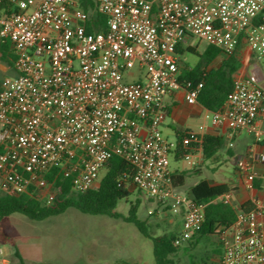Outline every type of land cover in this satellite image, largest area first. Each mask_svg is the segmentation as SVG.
I'll return each instance as SVG.
<instances>
[{
	"label": "built area",
	"instance_id": "obj_1",
	"mask_svg": "<svg viewBox=\"0 0 264 264\" xmlns=\"http://www.w3.org/2000/svg\"><path fill=\"white\" fill-rule=\"evenodd\" d=\"M91 1L88 13L82 0H0V46L14 72L0 89V193L49 203L56 180L84 192L119 157L132 167L130 186L172 213L183 210L174 241L181 245L200 230L203 206L172 182L163 100L183 86L185 102L195 104L202 82L179 83L176 48L196 38L226 56L245 45L263 58L264 0ZM134 67L141 77L126 81ZM261 117L264 87L255 73L233 78L212 112L229 139L242 130L252 138L236 160L248 186L255 163H264L253 147L262 142ZM218 243L219 264H264V202L239 212ZM0 264H9L1 244Z\"/></svg>",
	"mask_w": 264,
	"mask_h": 264
},
{
	"label": "trees",
	"instance_id": "obj_2",
	"mask_svg": "<svg viewBox=\"0 0 264 264\" xmlns=\"http://www.w3.org/2000/svg\"><path fill=\"white\" fill-rule=\"evenodd\" d=\"M81 7L84 11L91 13L92 1L82 0ZM94 20L95 28L97 25H101V17L95 16ZM6 49V45L0 46V61H7ZM237 50L238 47L232 54L226 56L213 46H206L201 53L190 46L176 48L178 56L186 52L198 58L189 69H180L178 81L181 85L188 83L191 86L202 82L197 102L211 112L221 109L227 94L233 88V74L239 67ZM221 57L223 58L216 67H209L211 63ZM197 141L198 139L194 136L177 134L173 149L174 158L184 156L192 145H198ZM221 145V139L210 136H203L200 142V148L205 157L215 152ZM103 170V177L84 192H72L66 180H56L53 185L55 197L49 203L40 202L32 195L23 194L15 197L0 193V220L12 214H19L29 220L40 221L56 216L68 208H74L83 214L119 218L121 216L114 211V208L120 199L126 198L130 193L128 187L131 183L132 167L126 160L112 157ZM172 182L175 186L177 185L174 177H172ZM226 192L225 187L210 186L204 181L191 189L193 201L203 206L204 217L200 230L186 241L191 248L197 244L198 238L201 237L214 235L218 240L221 231L228 229L236 220L237 214L233 211L235 209L226 202L217 200ZM138 204L139 202L136 200L134 204L130 205L128 216L123 217V220L133 224L143 237L151 241L155 264H178L173 258L180 251L181 246L174 243L176 235L171 233L151 236L145 223L136 216ZM240 210L241 212L247 211L245 206H241Z\"/></svg>",
	"mask_w": 264,
	"mask_h": 264
},
{
	"label": "rangeland",
	"instance_id": "obj_3",
	"mask_svg": "<svg viewBox=\"0 0 264 264\" xmlns=\"http://www.w3.org/2000/svg\"><path fill=\"white\" fill-rule=\"evenodd\" d=\"M189 43L199 53L205 48V44L196 38ZM197 59L193 54L183 53L179 56L180 69L192 66ZM218 61L210 66H215ZM13 75L9 61H0V87L6 78ZM140 77V72L134 67L125 80ZM228 164L230 166L232 161L229 160ZM169 166H175L171 156ZM103 175L102 169L97 174V181ZM186 187L187 183L178 192L184 193ZM128 190L129 195L120 199L114 208L121 216L119 218L83 214L74 208L40 221L29 220L19 214L3 218L0 220V244L9 264H155L151 241L123 217L128 216L130 205L137 200L136 216L145 223L148 233L151 236L171 234L174 231L168 221L170 215L163 214L169 208L148 199L132 186ZM211 247L205 238L193 248L184 242L173 258L178 264H211L207 262Z\"/></svg>",
	"mask_w": 264,
	"mask_h": 264
},
{
	"label": "crops",
	"instance_id": "obj_4",
	"mask_svg": "<svg viewBox=\"0 0 264 264\" xmlns=\"http://www.w3.org/2000/svg\"><path fill=\"white\" fill-rule=\"evenodd\" d=\"M237 51L239 67L233 74V78L246 77L255 73L259 76L260 84L264 87V57L258 59L245 45L238 46ZM222 58H217L218 63ZM218 63L209 67H216ZM183 68L189 69L190 66L181 69ZM163 104L166 117L161 124V133L165 140L170 144H175L177 134H188L198 139L196 142L198 145H192L184 156L175 159L174 154L171 155L175 166L173 168L169 166V170L177 182L175 186L177 191L187 183L184 193L180 192L191 197V189L203 181L210 186L225 187L227 192L218 197L217 200L229 204L235 209L233 211L236 214L241 212V206H245L248 211L254 206L255 201L264 202V163H255L256 176L251 186L244 183L236 169V160L244 156L248 146L252 144V138L249 134L242 130L237 132L232 139H229L225 125L212 124L211 111L205 109L198 102L195 104L185 102L183 86L165 96ZM258 123L263 136L262 142L253 146L256 154L264 153V117H261ZM203 136L222 140L221 147L207 157L203 156L200 148ZM229 160L232 161L230 166ZM182 213L183 210H179L177 213L167 210V213H163L170 215L168 221L172 223L171 227L176 236L181 230ZM203 238H205L207 245H212L207 262L219 264L221 250L216 236L201 237L198 238V242Z\"/></svg>",
	"mask_w": 264,
	"mask_h": 264
}]
</instances>
